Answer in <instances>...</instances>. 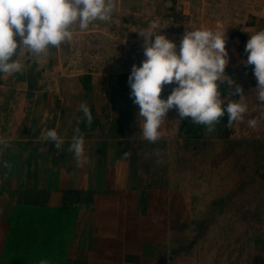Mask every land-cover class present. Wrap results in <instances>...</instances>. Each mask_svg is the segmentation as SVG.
<instances>
[{
	"label": "rangeland",
	"instance_id": "1",
	"mask_svg": "<svg viewBox=\"0 0 264 264\" xmlns=\"http://www.w3.org/2000/svg\"><path fill=\"white\" fill-rule=\"evenodd\" d=\"M161 1L165 0H157L155 7L162 17L164 14L170 17L160 16L158 20L162 29L157 34L165 35L179 46L185 30H191L187 26L186 12L178 10L173 0H168L170 6ZM135 2L136 0L131 4L127 3V9L133 10ZM144 3L148 7L151 5L147 0ZM152 21L154 20L138 18L112 20V33L108 36L111 41L105 51L98 52L93 47L87 52L71 54L68 42L59 48L50 47L47 54L37 56L40 66L42 63L44 65L38 68V63L35 62V67L32 66L30 78L40 82L30 87L17 83L14 75L9 76L12 80H7L13 83L6 85L9 88H0V91H16L18 98L8 102L5 110L0 111L2 114L7 106L10 107V114L0 116V139L10 145L6 149H0V198L11 190H20L21 197L24 196L21 187L29 167L27 163L31 160L32 166L40 171L44 165L53 168L56 165L55 157H59L60 153L65 154L64 158L69 155L67 148L57 149L52 142L32 146L23 142L24 140H16L17 137L14 139L13 135L20 128L19 124L26 127L33 117L31 114H23L22 110L30 104V107H37L38 104L37 109H42L45 102L48 110L63 107L64 115L68 118L64 121L66 132L57 133L61 139L65 137V141H72L74 129L78 128L76 126L80 123L88 124L80 110V104L84 103L92 110L94 103L97 109L102 108L103 114H97L96 111L93 121L97 124L87 134L80 131L89 142H84V152L108 156L111 160L120 158L121 163L109 166L112 171L116 168L120 172L129 170L128 173L138 174L136 183L132 181L130 185H125L132 190H144L150 181V174L159 173L160 185L164 178L169 179L176 191L184 192V196L180 195L181 192H176L174 196L175 210L180 211L177 219L181 220L176 223L174 232L178 242L172 251H168L167 245L166 248L158 246L163 250L166 262L169 255L177 254L173 264H264V123H258L255 128H250L247 124V120L256 117L259 111L257 107L260 102L255 100L253 93L257 80L253 73L248 74L249 69L231 67L228 63L226 74L243 89L248 102L249 112L244 121L235 122L229 128L226 126L228 117L225 115L212 133L201 126L199 132H192L195 134L193 136L184 130L183 119L173 108L168 111L161 124L160 139L149 143L142 136L144 120L137 115L138 106L129 97L127 80L131 67L134 64L139 67L145 59L144 38L137 32H143L145 37L149 36ZM99 22L102 21H94L89 27H95ZM115 26L118 27L115 29ZM70 30L80 31L78 24L72 25ZM97 32L94 31V35L91 34L90 37L88 34L84 37L73 36L71 43L74 45L77 41L85 42L87 38V45L92 40L98 45L102 42V35L98 36ZM15 74L20 78L26 76L24 72V75L21 72ZM86 75L90 78L85 79ZM84 84L88 87L84 88ZM175 86H164L160 98L167 99ZM219 90L225 105L230 99H240L238 95L230 96L226 83H221ZM32 91H45L53 95L60 91V96H50L49 99L53 98L51 100H28ZM37 122L38 117L35 116L29 130L31 137L36 139L37 132L33 131V126ZM6 136L12 140L5 138ZM49 143L51 147H48ZM125 153L131 155L125 158ZM38 154L51 157L41 166ZM51 158L54 160L51 161ZM5 161L10 168L4 167ZM106 166V163H101L98 171L102 173ZM37 174L38 172L35 173ZM179 201L182 204H177ZM0 205V219L5 220L8 213L5 201L0 202ZM182 221L183 227L179 229ZM202 221L207 223L206 229H202ZM201 230L205 232L202 233ZM199 234L201 236L195 238Z\"/></svg>",
	"mask_w": 264,
	"mask_h": 264
},
{
	"label": "crops",
	"instance_id": "2",
	"mask_svg": "<svg viewBox=\"0 0 264 264\" xmlns=\"http://www.w3.org/2000/svg\"><path fill=\"white\" fill-rule=\"evenodd\" d=\"M147 1L151 4L149 7L145 5L144 0H136L134 9L128 10L126 4H131L133 0H113L114 9L109 21L99 22L95 27H89L87 30L72 31L73 36L81 37H84L85 34H88L89 37L91 34L93 36L94 31H98L97 35H102V42L95 45L94 41L90 39L92 41L87 45L86 38L85 42L77 41V44L73 45L69 41L70 53L87 52L93 47L98 52L108 49V44L111 41L109 37L112 33L110 31L112 20L121 18L125 21L134 18L140 20L159 19L161 15L155 7L157 0ZM173 1L178 10L181 9L186 12L187 26L191 30L226 31V50L229 54L230 66L246 68L242 63L247 59V54L244 51L246 42L257 30L264 29V0ZM161 2L166 6L171 5L168 0ZM164 16L170 17L167 14ZM14 39L19 43V37L14 36ZM106 40L107 42H105ZM177 50H179L178 45ZM16 59L21 62L22 71L26 73V76L20 78L15 73L11 75L0 73V88L6 87L10 82L13 83V81L7 80H12L10 77L13 75L17 83L27 87L40 82L38 79L33 81L30 78V72L33 71L32 66L35 67V62H39L37 56L21 53ZM43 65L44 63L41 66L38 63V68ZM253 68V65L246 68L250 70H248L250 72L248 74L253 73ZM22 71L21 74H23ZM32 92L28 100L34 98L51 100L53 98L49 99L50 96H54V98L60 96L58 94L60 91L54 95L45 91ZM15 98H18V92L1 90L0 111L3 112L7 103ZM119 99L124 98L119 97ZM33 102L35 104V101ZM30 105L25 107L22 113L31 114L33 117L26 127L19 124L20 128L13 135L14 139L17 137L16 140L20 142L24 140L23 142L32 146L36 144L45 145L47 142L44 140L46 130L55 129L57 132H66L64 121L68 118L64 115L63 107L48 110L46 102L42 109H37L38 104L37 107H30ZM91 109L93 123L91 122L90 125L80 123L76 126L85 134L97 124L93 121L95 120V112L97 111V114L100 115L103 114L102 108L97 109L94 103ZM5 114H10V107L7 106L6 111L0 116ZM35 116L38 117V122L36 126H33V131L37 132V139L32 138L29 131ZM44 123L46 125H43ZM81 125H85V128ZM57 128L59 129L57 130ZM5 138L9 137L6 136ZM61 140L63 143L60 147L63 150L67 148L69 153L67 157L64 158L63 155L65 154L60 153L59 157H55L56 165L50 169L44 164L51 156L46 157L42 156L44 154H38V163L44 166L38 171L31 164L33 160L27 163L29 167L25 172V182L21 187L24 196L21 197L20 190H11L5 192L4 196L0 198V202L5 201V208L7 207L8 210L7 218L5 220L0 219L2 222L0 223V264L6 256V239L20 206L24 210L23 223L26 227L21 254L23 264H39L42 259L47 260L48 264H173L178 255H169L168 262H166L163 250L158 246L163 245V248H166L167 245L168 251H172L171 249L178 242V237L174 235V232L177 228L176 223L181 220L177 219L180 216V211L175 210L176 200L174 196L176 192H181L180 195L184 196L183 190L176 191L171 181L165 178L160 185L159 177L161 175L159 176V173L150 174L148 177L150 181L144 190L139 188L140 191L132 190L125 185H130L132 181L136 183L138 174L128 173L129 170L120 172L116 168L112 171L109 166L112 163H121L120 158L116 157V160L114 158L111 160L108 156H99L94 152L90 154L88 151L84 152V158L78 164L74 154L69 151L73 140L65 141V137ZM84 142L89 144L88 139H84ZM106 143L110 144L109 141ZM48 147H51L50 143ZM61 152L65 153V151ZM52 160L54 159L51 158ZM101 163L108 165L104 167L102 173L98 171ZM37 172L38 174L35 175ZM97 185L100 187L97 188ZM68 190L79 191L77 199H73L70 204L73 211L70 220L61 215L43 221L42 215L36 214L37 209L62 210V196ZM177 204L182 203L179 201ZM183 224V221L179 223V229L183 227Z\"/></svg>",
	"mask_w": 264,
	"mask_h": 264
},
{
	"label": "clouds",
	"instance_id": "3",
	"mask_svg": "<svg viewBox=\"0 0 264 264\" xmlns=\"http://www.w3.org/2000/svg\"><path fill=\"white\" fill-rule=\"evenodd\" d=\"M114 9L113 0H0V73L14 74L22 70L16 57L21 53L32 56L45 54L51 48H59L73 39L72 25L78 24L81 31L87 30L94 21L107 22ZM152 32L144 38L145 59L137 67H131L128 76L129 97L138 106L143 118L142 136L149 143H155L162 136L161 124L169 110L175 108L181 119L190 117L191 123L202 125L208 133L215 130L221 118L227 115V127L242 122L249 112L243 89L226 74L229 54L226 50V31L211 29L185 30L179 44L170 41L165 35L157 34L162 28L159 20L149 25ZM19 37V43L14 39ZM247 68L253 65V75L257 87L253 90L259 101L258 115L248 119L250 128L264 123V29L257 30L246 42L244 49ZM226 83L229 94L240 96L230 99L225 105L219 90ZM172 88L167 99H162V89ZM234 88V92H233ZM86 122H92L91 111L84 103L80 104ZM44 140L54 142L58 149L63 143L55 129L46 130ZM69 151L77 163L84 158V137L79 128L74 129ZM10 145L0 139V149ZM130 153H125V158ZM4 167L10 168L7 161ZM39 264H48L40 260Z\"/></svg>",
	"mask_w": 264,
	"mask_h": 264
},
{
	"label": "trees",
	"instance_id": "4",
	"mask_svg": "<svg viewBox=\"0 0 264 264\" xmlns=\"http://www.w3.org/2000/svg\"><path fill=\"white\" fill-rule=\"evenodd\" d=\"M90 77L86 75L85 79H89ZM84 84V88H87ZM96 122V121H95ZM182 124L184 126V130L188 133H191L193 136L195 132H199L198 129H202V125H195L191 123V118L187 117L182 120ZM83 128H85V125H81ZM89 128V127H88ZM193 132V133H192ZM200 136V135H198ZM196 138V137H195ZM79 194V191L77 190H68L63 193L62 196V210H50V209H37L36 214H41V218L43 221H46L48 219H51L57 216L63 215L66 219H71L73 211L70 208V204L73 199H77ZM24 218V210L22 206L18 208V211L16 212V215L14 217V220L10 226L9 236L6 239L5 243V251L7 252L6 256L3 258V263L6 264H23V260L21 259V254L24 247V240L23 237L26 234V227L25 223H23ZM200 225V224H199ZM202 229H206L207 223L205 221L201 222ZM200 225V227H201ZM202 233L205 232V230H201ZM201 234L198 236H195V238L200 237Z\"/></svg>",
	"mask_w": 264,
	"mask_h": 264
}]
</instances>
